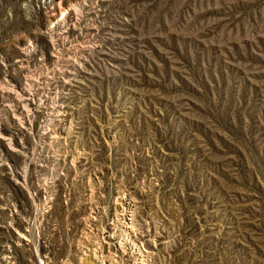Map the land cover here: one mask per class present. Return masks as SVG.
Wrapping results in <instances>:
<instances>
[{"label": "rangeland", "instance_id": "374dc122", "mask_svg": "<svg viewBox=\"0 0 264 264\" xmlns=\"http://www.w3.org/2000/svg\"><path fill=\"white\" fill-rule=\"evenodd\" d=\"M60 3L0 0V264H264V0Z\"/></svg>", "mask_w": 264, "mask_h": 264}, {"label": "bare ground", "instance_id": "6f19581e", "mask_svg": "<svg viewBox=\"0 0 264 264\" xmlns=\"http://www.w3.org/2000/svg\"><path fill=\"white\" fill-rule=\"evenodd\" d=\"M52 1L58 2V14L53 15L51 25L47 31V35L50 39H56L55 41L65 40L67 38L68 31L77 26L79 22L78 15H80L79 12L83 11L79 10V7V9H76L77 7L64 8L60 3V0ZM81 9H83V4ZM32 84L29 81L28 89H22L14 93L15 106L22 110V116L19 117V122L21 126L25 129L27 128V123H30V121L28 120V109L31 108V103L35 102L33 104L37 108L41 102V100L37 99V97L35 96V92H37L38 88L34 89V84ZM60 108L61 103L56 95L54 96V98L51 99L48 104L46 120H44L43 125L41 126L37 136V142L39 144L38 147L40 149L45 148L48 145L52 147H59L61 145L62 140L65 139L66 135L70 132L69 120ZM16 152H19V150H16ZM26 237H28V235L22 232L18 234V241H25ZM5 259L6 260H4V262L9 264L10 262L7 261L8 258L6 257Z\"/></svg>", "mask_w": 264, "mask_h": 264}, {"label": "built area", "instance_id": "2783aa9c", "mask_svg": "<svg viewBox=\"0 0 264 264\" xmlns=\"http://www.w3.org/2000/svg\"><path fill=\"white\" fill-rule=\"evenodd\" d=\"M22 184H25V181L23 180V182L19 183L18 185H22Z\"/></svg>", "mask_w": 264, "mask_h": 264}]
</instances>
